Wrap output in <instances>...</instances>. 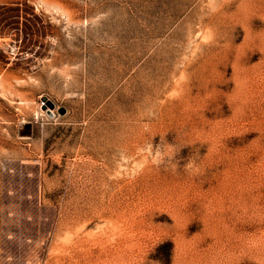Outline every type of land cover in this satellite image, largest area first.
<instances>
[{
    "label": "rangeland",
    "instance_id": "374dc122",
    "mask_svg": "<svg viewBox=\"0 0 264 264\" xmlns=\"http://www.w3.org/2000/svg\"><path fill=\"white\" fill-rule=\"evenodd\" d=\"M0 264H264V0L0 1Z\"/></svg>",
    "mask_w": 264,
    "mask_h": 264
},
{
    "label": "water",
    "instance_id": "95a60500",
    "mask_svg": "<svg viewBox=\"0 0 264 264\" xmlns=\"http://www.w3.org/2000/svg\"><path fill=\"white\" fill-rule=\"evenodd\" d=\"M48 105H49V107L53 106L52 102H50V101H48ZM59 112L63 113L64 112V108L63 107L59 108Z\"/></svg>",
    "mask_w": 264,
    "mask_h": 264
},
{
    "label": "bare ground",
    "instance_id": "6f19581e",
    "mask_svg": "<svg viewBox=\"0 0 264 264\" xmlns=\"http://www.w3.org/2000/svg\"><path fill=\"white\" fill-rule=\"evenodd\" d=\"M46 104V103H45ZM46 107L48 108V103L46 104Z\"/></svg>",
    "mask_w": 264,
    "mask_h": 264
},
{
    "label": "built area",
    "instance_id": "2783aa9c",
    "mask_svg": "<svg viewBox=\"0 0 264 264\" xmlns=\"http://www.w3.org/2000/svg\"><path fill=\"white\" fill-rule=\"evenodd\" d=\"M0 1H4V0H0Z\"/></svg>",
    "mask_w": 264,
    "mask_h": 264
}]
</instances>
